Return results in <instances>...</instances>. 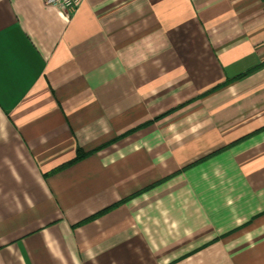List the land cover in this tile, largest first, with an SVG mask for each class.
Instances as JSON below:
<instances>
[{"label": "crops", "instance_id": "0c3cea01", "mask_svg": "<svg viewBox=\"0 0 264 264\" xmlns=\"http://www.w3.org/2000/svg\"><path fill=\"white\" fill-rule=\"evenodd\" d=\"M0 264H264V0H0Z\"/></svg>", "mask_w": 264, "mask_h": 264}, {"label": "built area", "instance_id": "2783aa9c", "mask_svg": "<svg viewBox=\"0 0 264 264\" xmlns=\"http://www.w3.org/2000/svg\"><path fill=\"white\" fill-rule=\"evenodd\" d=\"M84 0H42L45 6L56 8L65 18L76 12Z\"/></svg>", "mask_w": 264, "mask_h": 264}, {"label": "trees", "instance_id": "16d2710c", "mask_svg": "<svg viewBox=\"0 0 264 264\" xmlns=\"http://www.w3.org/2000/svg\"><path fill=\"white\" fill-rule=\"evenodd\" d=\"M83 156H84V154L81 153V151H77V153H76L74 159H73L71 162H69L68 164H66L65 166H68V165H70V164H73V163L79 161L80 159L83 158ZM98 215H99V214H98ZM98 215H96V216H98ZM92 218H93V217H92ZM92 218H90V219H92ZM90 219H88V220H90ZM88 220H86V221H88ZM86 221H85V222H86Z\"/></svg>", "mask_w": 264, "mask_h": 264}]
</instances>
